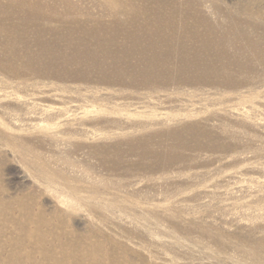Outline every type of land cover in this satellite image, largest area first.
I'll list each match as a JSON object with an SVG mask.
<instances>
[{"label": "rangeland", "instance_id": "1", "mask_svg": "<svg viewBox=\"0 0 264 264\" xmlns=\"http://www.w3.org/2000/svg\"><path fill=\"white\" fill-rule=\"evenodd\" d=\"M217 4L220 11L200 13L209 25L264 21V10H256L264 0ZM205 25L199 24L201 32ZM124 85L113 84L122 89L117 91L103 85L69 90L61 100L38 97L47 105L77 103L85 112L51 126L55 143L37 128L14 127L8 110L0 108V257L11 248L14 264H52L53 256L66 264H249L247 242L264 237L255 224L264 194L227 192L233 181L264 190L257 183L264 178L257 169L264 168V86L247 101L182 94L149 101L146 90ZM4 87L0 83V93L32 92ZM239 107L247 116L230 115ZM172 130L182 131L185 140L173 150L180 157L157 158L169 153ZM139 141L146 144L136 146ZM32 162L63 171L80 193L71 194L60 177L48 183ZM195 171L204 173L184 179ZM93 184L99 200L124 201L136 216L83 205L79 195L88 196ZM231 212L240 223L230 220ZM37 218L44 221L40 232L25 235L33 226L28 221ZM250 221L253 228L244 223Z\"/></svg>", "mask_w": 264, "mask_h": 264}, {"label": "bare ground", "instance_id": "2", "mask_svg": "<svg viewBox=\"0 0 264 264\" xmlns=\"http://www.w3.org/2000/svg\"><path fill=\"white\" fill-rule=\"evenodd\" d=\"M217 3L218 0H0V83L6 88L32 91L24 95L0 93V108L8 110L14 127L37 128L45 139L55 143L51 126L85 112L77 103L47 105L41 104L39 98L61 100L62 92L69 90L87 91L103 85L101 89L107 91L119 83L125 84L123 89L146 90L149 101L178 94L251 100L255 91L264 86V21L232 22L224 29L209 25L200 13L220 11ZM256 10L262 12L264 5ZM203 23L206 33L198 28ZM237 75H244L245 80L238 81ZM117 90L122 89L114 91ZM181 105L187 104L181 101ZM247 112L239 107L230 115L243 118ZM192 132L198 135L196 130ZM169 138V153L162 151L157 158L180 157L173 150L185 143L182 131H170ZM137 143L136 146L146 144ZM32 165L48 183H54L55 177L68 181L59 169L37 162ZM257 169L264 172L263 167ZM203 173L195 171L184 179L191 181ZM257 181L264 188V178ZM239 182L233 181L227 192L231 197L235 192L242 197L264 194L262 188L252 189L250 184ZM67 185L71 194L80 193L69 181ZM99 194L93 184L90 194L79 195V199L83 205L94 204L102 213L117 211L136 216V212L129 211L128 203L101 201ZM229 216L241 222L238 213L231 212ZM259 218L257 223H244L248 227L260 224V230H264V212ZM28 222L33 226L24 234L31 236L40 232L44 221L37 218ZM247 243L249 264H264V237ZM67 244L58 243L57 247ZM10 249L0 257V264H14L16 249ZM63 263L65 259L52 257V264Z\"/></svg>", "mask_w": 264, "mask_h": 264}]
</instances>
